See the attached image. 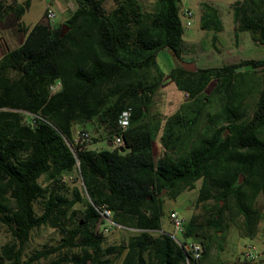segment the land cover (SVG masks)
<instances>
[{"label":"trees","instance_id":"16d2710c","mask_svg":"<svg viewBox=\"0 0 264 264\" xmlns=\"http://www.w3.org/2000/svg\"><path fill=\"white\" fill-rule=\"evenodd\" d=\"M73 1L61 23L43 12L0 56V223L10 235L0 264H35L60 251L50 264H186L183 248L159 231L161 206L197 180L201 212L183 222V238L202 251L190 264L202 263L229 224L252 239L264 227V59L188 71L178 64L180 0H115L110 9L102 0ZM28 6L0 0V20L10 13L22 30ZM200 7V27L218 31L215 7ZM231 11L235 29L264 43V0H237ZM162 48L176 59L167 78L186 93L165 116L151 110L164 77L155 60ZM127 107L121 129L117 118ZM27 113L42 119L30 122ZM79 130L109 143L120 136L122 145L90 149L75 139ZM100 206L132 230L118 243L104 244L95 230ZM40 226L60 230L59 242L23 258Z\"/></svg>","mask_w":264,"mask_h":264},{"label":"rangeland","instance_id":"374dc122","mask_svg":"<svg viewBox=\"0 0 264 264\" xmlns=\"http://www.w3.org/2000/svg\"><path fill=\"white\" fill-rule=\"evenodd\" d=\"M16 1L21 2L23 0ZM28 1L29 6L21 16L22 24L25 27H29L39 20L44 12L45 5H49L54 12V17L51 20L54 24L61 23L64 18L70 15L76 6L73 0H63V2H60L62 0ZM64 1L67 2L66 6L64 5ZM144 1L149 2L151 0ZM234 1L237 0H180L179 5L181 9H188L191 12V16L188 18L190 21L189 25H185L184 18L180 17L182 28L180 42L181 61L192 62L196 67H214L244 59H264V43L262 40H253L248 30L235 29L236 23L233 22L231 11V5ZM114 2L115 0H102V4L106 9L113 7ZM202 2L212 5L217 10L221 23V28L218 31L202 29L200 27V3ZM155 60L164 75H167L169 69L176 63L174 55L168 48L158 50ZM166 79L169 80L168 78ZM212 84L213 82L211 81L206 86L205 92L211 88ZM180 97L181 91L172 82H165L154 92L151 110L163 116L168 115L176 109ZM255 99L256 94L246 97L245 104L248 107V112L249 108L253 106ZM75 128L76 126L73 127V130ZM90 132L92 135L97 136L94 131ZM87 145L90 149L96 150L104 147L106 142L104 139L103 141L101 139H90ZM154 148V153L157 155L160 147L157 144V147L154 145ZM68 185L71 186L72 184L69 183ZM198 186L199 180L194 183V188L182 190L176 197L171 199L163 198L159 231L165 233H171L173 231L168 219V213L171 209L176 210L183 221H186L191 213L201 212V208L194 205L195 198L198 194ZM164 193L165 191H163L162 195ZM131 231L112 226L107 231L101 232V234L104 237V244H115L121 239H124ZM218 233H221L220 236L212 242L202 263L264 264V227L261 224L258 225L257 233L252 239L239 235L236 226L233 224H229L226 229L222 232L218 231ZM61 234L60 230L50 226H40L32 229L27 241L23 245L22 257L25 258L34 250L56 245L60 240ZM9 241V232L0 223V246ZM248 242H254L258 248V259L255 262H246L243 259L242 252L245 244ZM62 252L60 251L58 255L61 256ZM58 255L51 254L45 259H39L35 264H50ZM61 264L70 263L62 262Z\"/></svg>","mask_w":264,"mask_h":264},{"label":"built area","instance_id":"2783aa9c","mask_svg":"<svg viewBox=\"0 0 264 264\" xmlns=\"http://www.w3.org/2000/svg\"><path fill=\"white\" fill-rule=\"evenodd\" d=\"M45 18L49 21L50 24L52 23V18L54 17V12L49 5H45L44 9ZM191 16V12L188 9H180V17L184 18L185 25H189V17ZM59 86L58 82L50 85V89L54 90ZM186 97V93H184V98ZM130 115V108L127 107L126 109L122 110L117 118V124L121 129H124L128 124V119ZM27 120L33 122L35 119H42L37 114H29L27 113ZM91 135L86 130H79L75 134V139H80L84 142H89ZM122 145V138L120 136H114L111 140L110 146L111 147H119ZM96 211L98 212V222L96 224L95 230L97 232H105L110 227H120L119 225L113 223L110 220V212L109 210L105 209L103 206L95 207ZM169 222L172 225L173 231L169 233L170 237L180 246L183 248L184 252L186 253L185 263L190 264V260L198 261L201 256L202 246L199 242L193 241L191 239H184L183 238V219L178 215V213L174 210H170L168 213ZM242 256L244 261L246 262H255L258 259V248L254 242H248L245 244L244 250L242 252ZM201 264V263H197Z\"/></svg>","mask_w":264,"mask_h":264},{"label":"crops","instance_id":"0c3cea01","mask_svg":"<svg viewBox=\"0 0 264 264\" xmlns=\"http://www.w3.org/2000/svg\"><path fill=\"white\" fill-rule=\"evenodd\" d=\"M60 2H63V0L60 1ZM64 5L65 6L67 5V2L66 1H64ZM20 23H21L22 30H20L18 28L17 21L14 19L13 15L10 14V13L9 14H6L0 20V56L5 51L10 50V49H13V48L19 46L22 43L23 39H24L25 29H29L32 26L31 25L29 27H25L22 24L21 19H20ZM166 78H167V75H164L163 81H162V84L161 85H163L165 82H171L170 80H167ZM183 97H184V93L181 92V97L178 100V103L177 104H179L180 102L183 101ZM104 141L106 142V145L104 147H102V148H109L110 143L107 142L106 140H104ZM156 143H157V141H154V143H153V149H155L154 148V145H156V147H157V144L158 143L157 144ZM87 147H88V145H87ZM154 152L155 151L153 150V154H155ZM171 210H174V209H171ZM174 211H176V210H174ZM201 264H204V263H201Z\"/></svg>","mask_w":264,"mask_h":264},{"label":"water","instance_id":"95a60500","mask_svg":"<svg viewBox=\"0 0 264 264\" xmlns=\"http://www.w3.org/2000/svg\"><path fill=\"white\" fill-rule=\"evenodd\" d=\"M62 29H65V24H63ZM178 64L185 70L188 71H193L196 69V66L194 65V63L192 62H185V61H178ZM227 130V128L224 129L223 131V135L225 134V131ZM243 178V175L240 173L238 174V179H237V183L241 182ZM163 192V190H161V193Z\"/></svg>","mask_w":264,"mask_h":264}]
</instances>
